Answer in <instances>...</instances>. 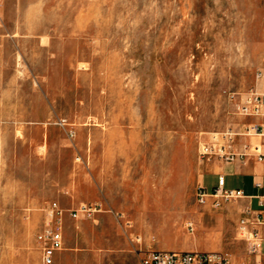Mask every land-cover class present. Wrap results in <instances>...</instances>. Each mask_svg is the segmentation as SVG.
Instances as JSON below:
<instances>
[{"label":"rangeland","instance_id":"1","mask_svg":"<svg viewBox=\"0 0 264 264\" xmlns=\"http://www.w3.org/2000/svg\"><path fill=\"white\" fill-rule=\"evenodd\" d=\"M254 91L264 0H0V264H41L53 201L89 208L65 215L74 264H140L148 249L253 264L246 206L197 191L223 162L202 146L261 120L239 111Z\"/></svg>","mask_w":264,"mask_h":264},{"label":"built area","instance_id":"2","mask_svg":"<svg viewBox=\"0 0 264 264\" xmlns=\"http://www.w3.org/2000/svg\"><path fill=\"white\" fill-rule=\"evenodd\" d=\"M239 111L243 115L261 118V120L247 123L241 131L229 128L223 132L222 142L203 145L202 153L207 157H219L223 162L253 157L264 163V93L256 91L247 93L240 100ZM237 136L245 140L235 145ZM252 138H258V140L255 141ZM255 185L259 187L261 182H256ZM197 197L200 203H207L211 198L212 205L218 206L221 199H240L247 195L243 189L225 187L224 176L218 175L217 183L212 191L207 192L202 184L198 186ZM88 211L89 208L85 204L76 208H63L57 201H53L48 205L42 225L35 235L41 252V264H56V254L64 247L66 213L72 218H78L82 212ZM243 213L240 224L247 228L248 246L251 252L255 253L253 264H264L256 258L264 241L257 226L264 223V218L257 214L255 219H251L253 212L249 205L245 207ZM139 260L140 264H248L231 258L223 251L215 250L148 249L141 251Z\"/></svg>","mask_w":264,"mask_h":264},{"label":"crops","instance_id":"3","mask_svg":"<svg viewBox=\"0 0 264 264\" xmlns=\"http://www.w3.org/2000/svg\"><path fill=\"white\" fill-rule=\"evenodd\" d=\"M252 119L258 120V118ZM210 173L216 175V178L218 175H223L225 178V187L228 176H240L242 178V185L238 187H230L243 189L247 195V197L240 198L239 201H237V209L241 210L244 206L249 205L253 212V214H251L252 219H255L257 214L264 218V163L257 161L253 157H247L243 160L236 159L231 162H218L214 165ZM256 182H261V186L257 187L255 185ZM202 185L204 186V178ZM254 201H256L258 206L256 208L252 207ZM257 229L262 236V239H264V223L259 224ZM69 249L70 248L65 245L64 240L63 249L56 254V264H74V252H71ZM80 249H83V251L79 250L76 252L77 258L89 255L91 253L89 249H95V247H82ZM262 250H264V241H262L260 252H262ZM75 264H79V262L76 261Z\"/></svg>","mask_w":264,"mask_h":264}]
</instances>
